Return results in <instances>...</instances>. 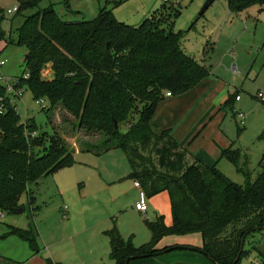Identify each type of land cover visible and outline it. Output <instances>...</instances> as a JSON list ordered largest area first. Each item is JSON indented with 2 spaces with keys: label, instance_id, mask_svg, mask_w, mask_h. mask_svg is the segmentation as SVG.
<instances>
[{
  "label": "trees",
  "instance_id": "16d2710c",
  "mask_svg": "<svg viewBox=\"0 0 264 264\" xmlns=\"http://www.w3.org/2000/svg\"><path fill=\"white\" fill-rule=\"evenodd\" d=\"M42 1L19 0L10 19L0 8V42L25 48L24 71L14 77L13 89L25 88L33 99H43L47 111L60 107L76 120L77 131L99 136L82 150L120 149L130 167L127 177L138 181L145 196L165 192L169 197L171 223H164L162 215L144 218L151 233L145 243L134 245L115 225L104 230L113 264L176 247L195 249L212 264H238L255 248L256 242L251 249L245 242L264 229V172L252 180L247 162L240 161L241 151L232 144L220 150L219 158L244 176L242 184H235L215 165L187 164L185 149L169 131L152 128L161 91H186L206 77V68L182 52L179 32L171 25L161 29L152 17L133 26L115 20L112 9L103 6L92 19L72 22L60 19L51 3L37 9ZM112 1L115 6L120 2ZM225 5L235 15L251 5L264 7V0H225ZM30 9L34 11L13 28V18ZM227 98L224 104L232 106L233 94ZM12 99L0 83V210L23 207L22 195L30 203L41 180L70 166L74 155L60 128L51 125L49 132H37L34 119H20ZM10 227L6 233L28 242L32 252L38 250L33 226ZM191 232L199 234L201 245L156 247L163 235Z\"/></svg>",
  "mask_w": 264,
  "mask_h": 264
},
{
  "label": "rangeland",
  "instance_id": "374dc122",
  "mask_svg": "<svg viewBox=\"0 0 264 264\" xmlns=\"http://www.w3.org/2000/svg\"><path fill=\"white\" fill-rule=\"evenodd\" d=\"M18 1L0 0V8L4 12L17 6ZM119 1L115 6L112 0H43L37 9L51 3L60 19L76 22L92 19L98 7L104 6L105 9H112L115 20L129 25L137 26L147 16L152 17L161 29H169L171 25L180 34L182 52L202 64L208 73L195 86L182 92L185 97L180 102L168 106L163 104L157 114H172L176 108L172 115L174 121L179 122L178 128L185 126L191 130L190 143L200 148V155L206 159L208 166L215 165L216 170L231 182H244V176L230 162L219 158L220 149L232 144L233 148L241 151L240 161L247 162L246 168L252 180L258 173L264 172V7L251 5L241 13L229 15L225 0H214L198 15L204 0H170L167 5H163L161 0ZM32 11L34 9L21 11L13 18L11 26L15 28ZM13 15L5 13L7 19ZM3 26L7 29V22ZM24 55V47L16 44L4 46L0 42V58L6 59L0 71L8 79L21 75ZM232 66L234 70H231ZM44 75L48 76L49 73L44 72ZM21 89V97L12 99L13 103L22 121L25 118L34 119L37 132H49L51 125L60 128L65 144L74 151L95 144L99 139L98 135L87 136L83 131H77L74 128L76 120L60 107L47 111L48 106L44 102L45 109L42 110L40 105L35 104L31 93L25 88ZM164 94L162 90L161 95ZM231 94H238L240 100H233L232 106H226L224 101ZM208 95L212 102H218L216 113L195 128L192 123L206 108L202 100L203 96ZM129 171V164L118 148H111L106 153L90 150L77 152L70 166L58 169L41 180L34 193L35 199L30 203L27 196L22 195L20 213L2 210L4 217L0 219V229L6 224L19 228L31 225L36 226L39 236L40 232L46 234V231L56 228L58 236L71 242L75 249L72 260L79 263L89 255L84 251L85 238L94 235L104 238L102 232L106 228L102 227H106L110 219L115 220L119 211L113 210L120 203L125 208V214L118 218V223L125 224V230L130 223L138 225H132L137 233L138 228L145 230L144 218L154 220L159 215L171 221L169 197L165 192L145 196L148 209L143 215L130 211L135 197L140 193L133 188L131 178L127 177ZM64 204L72 215L62 224L68 218H63L60 210ZM128 233L124 231V234ZM253 235L254 239L250 238V243L246 241L245 247L251 249V244L256 240L257 249L264 254L260 249L264 247V236L260 233ZM128 236L125 235V238ZM2 244L0 240V251ZM249 251L239 259L238 264H255L258 255L254 250Z\"/></svg>",
  "mask_w": 264,
  "mask_h": 264
},
{
  "label": "crops",
  "instance_id": "0c3cea01",
  "mask_svg": "<svg viewBox=\"0 0 264 264\" xmlns=\"http://www.w3.org/2000/svg\"><path fill=\"white\" fill-rule=\"evenodd\" d=\"M184 93L171 94L169 97H165L163 95L161 102H159V104L157 105L156 111L153 115L154 117L152 120V128L156 132H159L161 130L169 131L170 135L175 139L178 146H180L181 149H185L186 152L185 161L187 162V164L195 160V161H200L202 164L208 165L206 159L202 158V156L200 155V148L190 143L189 138L192 133L191 130H188L187 127L185 126H182V128L179 129L178 128L179 122L174 121L172 114L176 110V108L172 110L173 111L172 114H164V115L157 114L158 110L160 109V106H162L163 104H167L168 106L170 104L175 105L176 101L180 102L181 98L185 97ZM234 96L235 95H233V98ZM211 100L212 99H210V95L203 96L202 102L204 103L206 108L202 110V114L200 113L198 114L199 116L192 123L193 126H195V128L200 126L203 123V120L210 118L213 114L215 115L216 113L215 110L218 107L217 106L218 102L216 100L212 102ZM239 100L240 98L238 100L234 99V101H239ZM209 120L210 119H208L207 123L209 122ZM80 151L79 150L74 151V155L77 152L80 153ZM131 180L134 182L133 179ZM132 185L133 188L137 189L138 193H140V195L138 196L144 195V193L141 192L140 188L135 187L134 183H132ZM138 196L135 197L133 201V207L129 209L130 211L133 212L137 211L143 215L144 213L147 212L148 209L147 207L144 213L134 208V202L139 198ZM112 201L114 200L112 199ZM60 210H62L63 212L62 214L63 218L68 217L67 220L64 219L62 221V224H64L69 220V217H71L72 213L71 210L68 209L66 204H64ZM67 211L68 214L66 216ZM113 211H119V213L116 215L115 220L113 218L110 219L109 223H106L105 225L106 227H102V228L109 229L113 225H115L123 238H125V235L127 236L129 235L127 238H130L134 245L145 243V241H148L150 239L151 233L146 223H145L146 226L145 230L144 228H141V230H139V228L137 227L138 233L136 230L132 228V225L134 226H138V225L136 223H130L129 227L126 229L127 231H129V233L124 234V231H126L124 228L125 224L118 223V218H120L125 214V212H123L125 211V208H123L122 203L116 206ZM163 221L166 224L171 223L170 221H166L164 218ZM10 226L12 225L6 224L3 225V227L0 229V240L3 242L2 250L0 251V264H48L47 262L48 258L51 259V261L54 262L55 264H113V261L110 259L108 255L109 240H107V237L104 234L105 229L102 232L104 238H101L100 236L98 237L96 235L92 236V238H85L86 242L84 246V251L86 255L88 254L89 255L86 259H84V261H80L79 263L78 262L76 263L72 260L73 257L72 253L75 251L74 247L71 245L70 241H66L64 237L57 235L58 230L56 228L50 231H46V234H44V232H40L39 236L37 232L38 250L36 252H32L28 245V242H26L22 238L20 239L14 234L6 233L10 230L11 228ZM35 230H36V226H35ZM263 231L264 229L261 232H258L262 235V237L264 236V234L262 233ZM39 241L42 242V245H40ZM255 242H256L255 248L253 250L256 251L257 255L258 253H260L261 254L260 256L264 258V254L262 253V251L257 249L256 245L258 241L255 240ZM88 244H89V248H88ZM164 245L199 246L201 245V237L196 232L176 234V235H163L160 237V240L157 242L156 247L161 248V246ZM260 249L264 251V247ZM255 258L256 261L259 260V256ZM128 264H212V262L209 260L208 257H206L201 252L196 251L195 249L176 247L174 249L161 251V253L156 255L131 259L128 262Z\"/></svg>",
  "mask_w": 264,
  "mask_h": 264
},
{
  "label": "built area",
  "instance_id": "2783aa9c",
  "mask_svg": "<svg viewBox=\"0 0 264 264\" xmlns=\"http://www.w3.org/2000/svg\"><path fill=\"white\" fill-rule=\"evenodd\" d=\"M168 1H170V0H162L163 3H168ZM16 9H17V6H14L11 9L5 10V12H6V14H8L10 16V15H13L15 13ZM5 62H6V59L0 58V69L3 66V64H5ZM234 68L235 67L232 66L231 70H234ZM23 77L26 78L27 74H24ZM0 83H2L4 85V89H6V91L9 94L12 93V96L14 97V99L17 97L18 98L21 97L23 90L22 89L15 90L12 87V83H14V78L8 79V77L5 74H3L1 71H0ZM164 96L169 97L170 94L165 93ZM258 97L261 100H263L260 94H258ZM234 99L238 100L239 99L238 95H235ZM34 102H35V104L40 105L41 108L45 107L44 101L41 98L35 99ZM0 110H1V107H0ZM16 111L18 112V110H16ZM240 117H241V114H240ZM133 183H134L135 187L140 188L138 181H134ZM146 207H147V203L145 201V196L144 195L139 196V198L134 202V208H136L140 212L144 213V211L147 209ZM3 217H4V213L2 212V210H0V219ZM255 264H264V263H262L260 260H257V261H255Z\"/></svg>",
  "mask_w": 264,
  "mask_h": 264
},
{
  "label": "water",
  "instance_id": "95a60500",
  "mask_svg": "<svg viewBox=\"0 0 264 264\" xmlns=\"http://www.w3.org/2000/svg\"><path fill=\"white\" fill-rule=\"evenodd\" d=\"M214 0H204L201 9L199 10L198 15L202 14L208 7L209 5L213 2ZM116 126V125H115ZM22 210V206L20 207H14V208H8V211L13 212V213H20Z\"/></svg>",
  "mask_w": 264,
  "mask_h": 264
}]
</instances>
